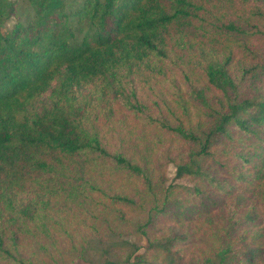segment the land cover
<instances>
[{
	"label": "trees",
	"instance_id": "1",
	"mask_svg": "<svg viewBox=\"0 0 264 264\" xmlns=\"http://www.w3.org/2000/svg\"><path fill=\"white\" fill-rule=\"evenodd\" d=\"M132 125L182 146L162 202L151 147L126 145ZM233 143L244 169L223 159ZM263 167L264 0H0V264L87 261L94 243L92 264H264ZM182 179L205 210L230 197L228 237L256 229L253 244L220 236L184 263L190 225L153 234L172 202L189 203L170 201ZM146 203L142 220L124 212ZM130 223L144 252L103 238Z\"/></svg>",
	"mask_w": 264,
	"mask_h": 264
},
{
	"label": "rangeland",
	"instance_id": "2",
	"mask_svg": "<svg viewBox=\"0 0 264 264\" xmlns=\"http://www.w3.org/2000/svg\"><path fill=\"white\" fill-rule=\"evenodd\" d=\"M253 30H249L250 36L245 37L244 40L247 43H250V38L252 37ZM255 39V38H254ZM253 43L255 45L260 46V43L256 40H253ZM192 113L195 114L194 109H191ZM193 123L197 122V115L193 116ZM116 143L115 141H113ZM126 145L130 149L134 148V150H137L138 152L144 153V149L148 146H150L151 153L146 156L148 163L150 164L151 172H153L154 175V184L155 189L159 192H156L158 199L160 202H162L161 198V190L164 187H168V185L173 181V178L175 177V161H178V157L180 154V147L181 144L178 141H175L174 139L168 137L167 135L163 134L162 132H159V130H156L154 128H146L141 125H132L129 129V134L126 139ZM233 145L229 146H221L220 150L227 151L230 150V154L226 156L223 159H229V164L231 166H239L244 167L242 164H240L239 161H237L233 156V148H235ZM227 148V149H225ZM241 149V147H240ZM236 152V151H235ZM244 169V168H243ZM254 172H257V170H253ZM259 172L257 175L259 177H262V186L264 185V167L262 170H258ZM252 172V171H251ZM221 174H218L220 176ZM229 176L227 173H224L222 177ZM162 178L164 180V183L162 182ZM115 181V180H114ZM162 183V185L160 183ZM197 181H194V184ZM157 183V184H156ZM161 185H159V184ZM176 184H179L177 187L173 189V194L170 197V201H175L178 198L187 200L189 203H184L183 208L178 207L177 202H172L170 207V214H166L164 218L159 217V222L157 223V226L155 230H153V234L157 236V238L166 237L168 234H170V231L174 228L178 227H188L190 225L192 233H194V242L193 244L190 242H185L183 245H179L178 247L183 251L182 259L184 263H187L189 259L193 257L201 256V253L206 251V245L210 246L213 245L216 239H219L220 236L222 237L223 241L225 242H234L239 244L236 246L237 249L244 247V243H250V245L253 244L252 236L254 233H258L256 229L252 230H242L240 233L241 236H239V233L236 235H233L232 238L228 237V234L226 231H228V215L226 213V210L230 204V197L229 198H219L217 199L216 206H209L208 209H204L202 206H200L201 200L197 197H193L192 194H190V191L188 190L189 186H191L190 182L188 180H176L174 182ZM136 186L134 184H128L124 183L123 188L125 191L135 193L133 187ZM138 187L142 189L143 191L146 190L145 185L142 183H138ZM204 189L208 190L209 194L217 193V191L214 188H209L206 186H202ZM244 189H253L251 192L247 193L250 200H255L256 195L258 191L261 189L259 187H252V185H245ZM155 190V191H156ZM190 194V195H188ZM149 197V196H148ZM205 200V199H204ZM207 201V200H205ZM192 203L196 208L197 214L194 216H180L179 214L183 209H189V207L192 205ZM151 203H146V210L143 212L138 211L137 213H134L133 210L129 208H124V212L127 214L129 219L136 220V219H143L146 215L147 210L151 206ZM71 226H74L75 224L70 222ZM104 231V239H112L113 241L116 238H121L125 240H129L130 242L136 244L140 247L141 251L144 252L145 247L148 246L147 240L145 237H142V235L138 234L137 228L134 223H130L125 225V227H120L119 232L123 234V236H117V234L113 235L109 231L107 227L103 228ZM80 230L78 231V233ZM96 235V232H95ZM203 240V243L199 241V239ZM241 240V241H240ZM244 243H243V242ZM260 245L259 243L257 244ZM96 243L92 244V246L89 248L90 252L86 256L87 261L83 260H76L73 261V258H70L67 263L68 264H92L91 261L98 260L99 256L101 255L102 250L95 249ZM129 251V250H127ZM99 258V259H98ZM142 264H150V262H144Z\"/></svg>",
	"mask_w": 264,
	"mask_h": 264
}]
</instances>
